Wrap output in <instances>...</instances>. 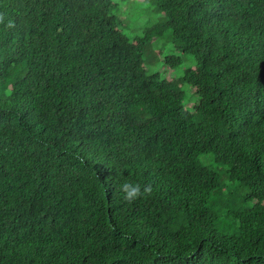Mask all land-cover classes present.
<instances>
[{"label":"trees","instance_id":"trees-1","mask_svg":"<svg viewBox=\"0 0 264 264\" xmlns=\"http://www.w3.org/2000/svg\"><path fill=\"white\" fill-rule=\"evenodd\" d=\"M123 2L0 0V264H264V0ZM165 29L180 78L144 61Z\"/></svg>","mask_w":264,"mask_h":264},{"label":"rangeland","instance_id":"rangeland-1","mask_svg":"<svg viewBox=\"0 0 264 264\" xmlns=\"http://www.w3.org/2000/svg\"><path fill=\"white\" fill-rule=\"evenodd\" d=\"M115 1H117V3L120 5L121 3H124V0ZM134 8L135 7H132L130 9L128 8L123 11L124 8L121 7L119 10V13L126 12L128 15L134 14L131 20L128 22L131 27L129 31L130 36L137 34L141 28L153 24L160 18L153 8H139L136 13ZM165 55H177L180 60L176 65L168 66L164 64L162 60H160V58ZM144 61L145 63L152 61L154 63L155 71L159 72L162 76L171 79H176L177 76H179L180 78L187 68H193L195 66V59L193 55H191L190 53L181 52L178 49L170 29H165L164 34L161 37L154 38L149 44H147L145 49ZM179 86L181 87L185 95L184 106L189 108L192 105V102L195 100L196 94L193 92V88L191 87V85L185 82H181ZM199 158L204 161L206 166L215 170H219L223 174L222 178L224 184H228L227 178L224 176V172H222L223 167L216 165L212 153H201L199 154ZM225 189L226 188L223 187V190ZM223 190L220 193L214 192L210 199V202L214 206L213 208H215L217 212L219 204L225 201ZM230 191H234V194H236L238 190L232 188L230 189ZM252 204V201L246 202L243 204V206H251ZM218 216L219 219L216 227L219 233H225L226 231L231 230L234 224L236 225V223L231 218H227L221 213H219Z\"/></svg>","mask_w":264,"mask_h":264},{"label":"clouds","instance_id":"clouds-1","mask_svg":"<svg viewBox=\"0 0 264 264\" xmlns=\"http://www.w3.org/2000/svg\"><path fill=\"white\" fill-rule=\"evenodd\" d=\"M120 192L123 194V199L129 203L134 202L142 196H150L152 194L151 185L142 186L138 183L125 181L120 185Z\"/></svg>","mask_w":264,"mask_h":264}]
</instances>
